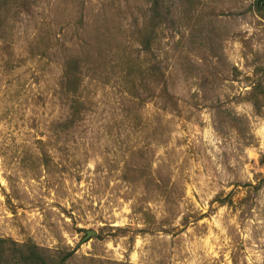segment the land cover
Segmentation results:
<instances>
[{
  "label": "rangeland",
  "instance_id": "374dc122",
  "mask_svg": "<svg viewBox=\"0 0 264 264\" xmlns=\"http://www.w3.org/2000/svg\"><path fill=\"white\" fill-rule=\"evenodd\" d=\"M0 264H264V1L0 0Z\"/></svg>",
  "mask_w": 264,
  "mask_h": 264
},
{
  "label": "water",
  "instance_id": "95a60500",
  "mask_svg": "<svg viewBox=\"0 0 264 264\" xmlns=\"http://www.w3.org/2000/svg\"><path fill=\"white\" fill-rule=\"evenodd\" d=\"M95 232H91L90 234H94Z\"/></svg>",
  "mask_w": 264,
  "mask_h": 264
},
{
  "label": "trees",
  "instance_id": "16d2710c",
  "mask_svg": "<svg viewBox=\"0 0 264 264\" xmlns=\"http://www.w3.org/2000/svg\"><path fill=\"white\" fill-rule=\"evenodd\" d=\"M262 1H264V0H262Z\"/></svg>",
  "mask_w": 264,
  "mask_h": 264
}]
</instances>
